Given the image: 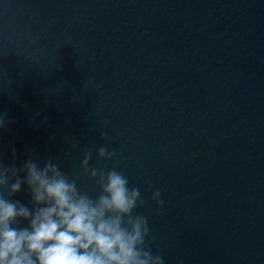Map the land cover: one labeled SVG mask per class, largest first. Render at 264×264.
<instances>
[{"label":"water","instance_id":"95a60500","mask_svg":"<svg viewBox=\"0 0 264 264\" xmlns=\"http://www.w3.org/2000/svg\"><path fill=\"white\" fill-rule=\"evenodd\" d=\"M0 119L5 166L122 172L164 264H264V0H0Z\"/></svg>","mask_w":264,"mask_h":264},{"label":"clouds","instance_id":"9594fccd","mask_svg":"<svg viewBox=\"0 0 264 264\" xmlns=\"http://www.w3.org/2000/svg\"><path fill=\"white\" fill-rule=\"evenodd\" d=\"M109 147H98L96 156L115 157ZM91 159L92 151L84 150L81 173L70 175L51 158L43 167L31 157L21 168L0 161V264H164L148 246V218L134 212L144 204L140 189L115 168H91ZM80 174L99 187L94 197L78 187ZM22 185L31 209L9 199ZM161 196L160 189L152 192L157 212L164 206ZM21 220L27 225L20 227Z\"/></svg>","mask_w":264,"mask_h":264}]
</instances>
